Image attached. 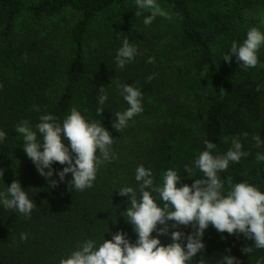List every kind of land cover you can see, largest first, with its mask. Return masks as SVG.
<instances>
[{
  "label": "trees",
  "instance_id": "obj_1",
  "mask_svg": "<svg viewBox=\"0 0 264 264\" xmlns=\"http://www.w3.org/2000/svg\"><path fill=\"white\" fill-rule=\"evenodd\" d=\"M156 2L172 19L157 16L146 26L150 13L135 17L134 0H0V131L6 133L0 141V192L18 180L36 205L25 217L0 204V264H59L85 240L98 247L121 231L135 243L137 235L122 216L128 198L118 190L132 187L139 196L135 170L140 165L152 170L156 185L168 169L181 174L178 187L191 185L202 173L194 169L188 179L184 166L194 165L206 150L205 140L216 144L213 155H223L238 137L248 155L230 163L221 179L231 176L233 183L247 182L264 193V162L255 160L264 154V144L256 147L253 140L258 134L264 141V52L257 67L247 70L239 68L235 56L231 63L223 61L232 42L241 44L250 28L264 31L259 20L264 12L249 21L244 17L251 7L264 9V0ZM125 39L137 54L118 69L115 57ZM149 57L154 63H147ZM122 84L141 91L143 111L118 132L112 127L114 113L128 108L118 88ZM101 86L108 96L102 118L96 115ZM73 107L89 122L100 119L114 138L116 158L100 165L93 187L83 191L69 190L71 173L59 182L66 165L58 162L51 177L58 184L51 187L15 131L25 120L35 131L41 115H54L62 124ZM37 139L42 140L39 133ZM175 230L193 231L172 229L169 222V234L158 237L161 243H171ZM202 240L205 249L191 264L201 258L218 264L222 255L236 257L239 264H264V249L241 251L253 243L243 234L219 233L209 225Z\"/></svg>",
  "mask_w": 264,
  "mask_h": 264
},
{
  "label": "clouds",
  "instance_id": "obj_2",
  "mask_svg": "<svg viewBox=\"0 0 264 264\" xmlns=\"http://www.w3.org/2000/svg\"><path fill=\"white\" fill-rule=\"evenodd\" d=\"M134 2L137 9L135 17L145 11L150 13L143 20L146 26H150L157 16L172 19L156 0ZM261 23H264V19ZM262 46L264 32L252 27L241 44L232 42L230 53L223 56V61L231 63L235 56L239 68H255L259 64L258 52ZM136 54L137 49L125 39L115 57L117 68L123 69L135 59ZM147 63H154V59L149 57ZM153 78L148 77L149 80ZM118 88L128 104L125 111L114 113L116 119L112 127L121 132L127 127L129 120L143 111V107L142 93L138 88L132 84L118 85ZM255 90L259 92L261 86L257 85ZM98 91L101 107L96 109V115L102 118V106L108 96L104 86ZM34 110L38 111V108ZM39 120L35 131L26 120L15 126V131L24 141L23 150L37 172L49 180L51 187H56L58 181L51 180V177L55 171L52 165L58 162L66 165L58 172L59 182H63L71 173L68 181L70 191H83L93 187L99 166L116 158L111 148L114 138L102 126L101 120L89 122L75 107L62 124L57 123V117L51 114L41 115ZM37 133L42 140L38 141ZM5 138L6 133L0 131V141ZM65 139L67 145L64 143ZM222 139L225 143L229 141L227 136ZM253 140L256 147L264 144L258 134L253 136ZM204 145L206 150L199 153L194 165L184 166L188 179L194 175V169L202 173L201 178L194 179L191 185L185 183L178 187L181 174L173 169L165 171L162 174V184L156 185L152 170L140 165L135 170L139 196L132 187L125 186L118 190L121 197L128 198L129 206L122 212V216L137 235L135 243L122 231L113 234L111 240L104 238L98 247L96 241L87 239L78 244L77 250L72 251L67 258H62L59 264H191L193 258L205 249L202 238L209 225L219 233L243 234L252 241V245L242 247L241 251L245 254L250 255L254 248L264 249V193L247 182L233 183L231 176L226 181L220 176V173L227 172L230 163H239L248 153L242 150L238 137L231 138V147L223 155L212 154L217 147L215 143L205 140ZM255 160L264 162V154L257 153ZM2 175L3 171L0 172V177ZM152 193H156V197ZM157 199L162 202V207L158 205ZM0 204L25 217H30L36 207L18 180H14L5 191L0 192ZM169 222L172 229L190 226L193 231L187 235L179 230L171 231V243L165 246L158 237L169 234ZM153 232L157 233V237H153ZM27 238L26 233H21L22 241ZM197 264H204V259H199ZM218 264H239V261L234 256L222 255ZM257 264H261V261H257Z\"/></svg>",
  "mask_w": 264,
  "mask_h": 264
},
{
  "label": "rangeland",
  "instance_id": "obj_3",
  "mask_svg": "<svg viewBox=\"0 0 264 264\" xmlns=\"http://www.w3.org/2000/svg\"><path fill=\"white\" fill-rule=\"evenodd\" d=\"M249 11L248 12H246L245 13V15L246 16H244V17H247V20L249 21V20H251V18H255V15L256 14H259L260 12H264V9L263 8H261V7H259V8H256V7H251L250 9H248ZM243 17V22H244V19H246V18H244ZM262 19H264V13H262V15H261V17H260V23H261V20ZM246 24V23H245ZM261 24H264V23H261ZM247 25V24H246ZM261 32H264V31H262L261 30ZM264 52V46H262L261 48H260V50H259V52H258V54L259 53H263ZM235 107H237V108H241L238 104H235Z\"/></svg>",
  "mask_w": 264,
  "mask_h": 264
}]
</instances>
